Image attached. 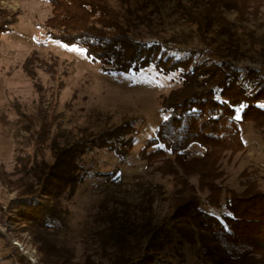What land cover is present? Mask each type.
Here are the masks:
<instances>
[{
  "label": "rangeland",
  "instance_id": "obj_1",
  "mask_svg": "<svg viewBox=\"0 0 264 264\" xmlns=\"http://www.w3.org/2000/svg\"><path fill=\"white\" fill-rule=\"evenodd\" d=\"M109 2L116 7L115 0ZM153 3L149 11L160 25L161 38L180 37L186 44L168 45L170 57L187 58L189 49L206 48L213 54L214 62L229 61L237 68L264 74V0H249L250 9L243 20H238L233 12L222 11L228 28L235 34L232 48L220 34L222 24L213 25L203 43L193 28L173 17L172 4L165 0ZM182 3L194 7V0ZM0 9L12 14L15 21L11 31L0 37L1 174L15 179L11 175L17 158L33 153L31 134L39 128V101L23 72V65L33 52L48 64L57 65L55 81L41 70H36V76L49 92L47 101L51 109L54 107L55 118L50 138L59 145L85 131L97 134L124 123H131L136 129L132 147L123 159L107 151L85 159L83 183L72 197L62 199L69 214L66 230L41 231L14 224L11 219L15 216L7 213L14 206V196L0 184V264H53L57 254L47 252V245L62 250L69 263L142 264L140 261L149 258L148 264H210L198 245L187 244L172 229L170 217L180 188L155 171L158 163L140 157V151L155 137L166 116L160 106L161 98L180 86L177 74L162 76L149 67L138 73L106 75L82 50L44 37L43 25L51 15L49 4L41 0H0ZM138 34L144 41L154 40L146 36L142 27ZM56 87L60 91L54 100L49 95ZM240 131L243 151L221 163V205L228 191L240 193L246 183H255L264 192V129L246 124ZM187 153L196 157L202 150L192 146ZM45 160L52 162L49 151ZM189 182L197 186L195 178ZM149 193L154 195L151 207L144 205ZM202 210L217 217L224 213L223 209L204 204ZM112 217L122 224L111 222Z\"/></svg>",
  "mask_w": 264,
  "mask_h": 264
},
{
  "label": "trees",
  "instance_id": "obj_2",
  "mask_svg": "<svg viewBox=\"0 0 264 264\" xmlns=\"http://www.w3.org/2000/svg\"><path fill=\"white\" fill-rule=\"evenodd\" d=\"M41 1L51 7L43 25L44 37L82 50L106 75L138 73L149 67L162 76L177 74L180 86L160 100L166 116L155 137L140 151L142 160L158 163L155 171L180 188L170 217L172 229L187 244L198 245L210 264H264V192L255 183H246L240 193L228 191L221 205L220 183L223 160L244 149L240 127L251 124L264 129V74L237 68L229 61L214 62L206 48L189 49L187 58L170 57L168 45L186 44L180 37L161 38L160 25L149 11L153 0H115L116 7L109 0ZM165 1L173 5L177 22L193 28L203 43L212 26L222 24L220 34L226 37L229 48L235 34L222 11L233 12L243 20L250 9L249 0H194V7L185 6L182 0ZM14 22L12 14L0 9V37L11 31ZM141 27L153 41L143 40L138 34ZM56 69L55 62L48 64L36 52L26 59L23 72L38 94L39 128L31 134L32 155L16 160L11 175L16 178L0 173V184L14 196V206L7 212L15 216L11 221L41 231L68 228L69 214L62 199L72 197L83 183L85 159L101 151L123 159L136 133L131 123H124L97 134L82 132L63 145L50 138L54 107L48 105L49 92L42 87L36 70L55 81ZM59 91L56 87L49 98L56 100ZM192 146H198L202 154L190 157L187 151ZM46 151L51 163L45 160ZM191 178L196 179V187L189 182ZM153 201L154 195L149 193L144 205L151 207ZM203 204L224 213L219 217L209 214L202 210ZM112 218L111 222L122 224ZM48 251L57 254L53 264H93L69 263L62 250L49 245ZM140 262L148 264L151 259Z\"/></svg>",
  "mask_w": 264,
  "mask_h": 264
}]
</instances>
